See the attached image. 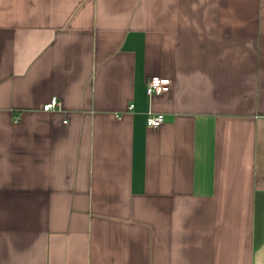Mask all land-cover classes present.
I'll use <instances>...</instances> for the list:
<instances>
[{
    "label": "crops",
    "instance_id": "1",
    "mask_svg": "<svg viewBox=\"0 0 264 264\" xmlns=\"http://www.w3.org/2000/svg\"><path fill=\"white\" fill-rule=\"evenodd\" d=\"M0 264H264V0H0Z\"/></svg>",
    "mask_w": 264,
    "mask_h": 264
},
{
    "label": "built area",
    "instance_id": "2",
    "mask_svg": "<svg viewBox=\"0 0 264 264\" xmlns=\"http://www.w3.org/2000/svg\"><path fill=\"white\" fill-rule=\"evenodd\" d=\"M172 82L169 79L152 78L146 86L148 97H155L167 94L171 91ZM60 109V103L57 99H52L50 103L44 106V112H54ZM134 106L129 107V111H132ZM164 122L163 115H148L146 119V126L148 129L157 130Z\"/></svg>",
    "mask_w": 264,
    "mask_h": 264
}]
</instances>
